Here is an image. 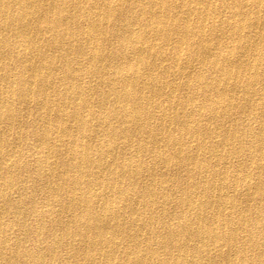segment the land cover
Wrapping results in <instances>:
<instances>
[{
	"label": "bare ground",
	"instance_id": "obj_1",
	"mask_svg": "<svg viewBox=\"0 0 264 264\" xmlns=\"http://www.w3.org/2000/svg\"><path fill=\"white\" fill-rule=\"evenodd\" d=\"M0 264H264V0H0Z\"/></svg>",
	"mask_w": 264,
	"mask_h": 264
}]
</instances>
